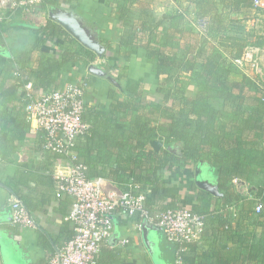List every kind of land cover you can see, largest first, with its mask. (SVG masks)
I'll return each instance as SVG.
<instances>
[{
    "label": "trees",
    "instance_id": "1",
    "mask_svg": "<svg viewBox=\"0 0 264 264\" xmlns=\"http://www.w3.org/2000/svg\"><path fill=\"white\" fill-rule=\"evenodd\" d=\"M76 1L41 0L35 7L53 10L62 4L71 6ZM154 1L108 0L112 16L123 24L121 34H118L120 54L128 61L140 49H144L146 59L152 64V72L158 79L155 90L159 96L157 100L143 97L138 90L128 92L129 99H122L116 90L110 89L111 107L118 111L119 119L130 123L128 129L119 125L117 130L122 134L127 130L136 139L143 140L141 143L131 142V147L139 151L151 147L154 140L164 142L166 147L176 148L175 151L168 148L164 150V158L161 151L157 152L152 147L148 152L144 151V163L155 162L158 167L142 178L152 184L148 191L142 186L141 179L134 178V182L140 185L136 193H144L147 206L157 211L155 203L162 199V196H158L162 177L157 172L164 167L173 172L181 171L203 161L216 170L220 189L225 191L224 201L239 199L232 187L233 180H245L258 172L264 173V88L239 70L232 61L244 57L249 47L264 48V33L244 26V22L254 18L259 9L254 6L253 0H193L195 20L205 21L206 24V33L200 34L192 26L185 27L187 17L184 11L176 10L156 16L153 12ZM25 26L41 34L31 49L12 53L7 60L9 93L1 94L3 100L0 101V107L5 101L22 102L24 119L22 126L15 130L12 127L13 118H8L7 108L0 109V143L6 146L2 151L4 156L11 155L19 144L17 142L10 146L5 141L12 140L14 135L22 141L27 134L28 101L26 92H20L25 83L32 81L35 90L47 91L52 89L54 82L50 78L51 73L60 72L62 68L78 62L88 67L97 56L51 19L46 26L39 27L11 18L0 23L2 31ZM60 39L64 42L60 58H53L41 51L37 62L31 64L35 48ZM112 56L113 51L108 49L104 56L107 63ZM107 63L108 69L118 68L119 76L123 75L121 70L124 67ZM15 64L24 67L21 70L23 78L14 76ZM118 88L123 89L120 83ZM95 108L91 106L84 115L91 129L88 135L79 138L75 144V162L84 163L88 160V153L84 154V158L87 157L84 161L80 159L79 148L81 141L86 148L93 145L98 113ZM122 145L116 144L118 147ZM64 160L70 163L69 159ZM257 162L258 170L254 168ZM248 212L262 230L245 234L244 238L241 236L240 244L244 247L245 255L239 259L240 263L222 258L211 262L203 255L196 264H264V207L261 212H256L254 208ZM136 221L137 224L141 222L139 216ZM185 259L183 264H187Z\"/></svg>",
    "mask_w": 264,
    "mask_h": 264
},
{
    "label": "crops",
    "instance_id": "2",
    "mask_svg": "<svg viewBox=\"0 0 264 264\" xmlns=\"http://www.w3.org/2000/svg\"><path fill=\"white\" fill-rule=\"evenodd\" d=\"M156 1L153 5L156 16L172 13L180 8L178 2L174 0H167L172 7L160 4L156 8ZM63 6L73 9L88 25L98 31L102 43L106 46V53L108 49L113 51V56L109 57L108 63L105 58L106 53L102 58L96 56L92 63L95 62L107 69L118 83L113 84L105 78L92 75L88 67L78 62L62 68L60 72L51 73L50 78L54 80L51 88H61L69 82H77L85 86L86 111L88 112L91 106H95V112L98 113L95 120L96 136L93 145L91 148L90 145L86 148L81 141L80 159L84 161L87 158H84V154L88 153V160L84 162L88 167V175L105 177L111 182L112 188L125 190L129 184L136 183L134 178L142 180L143 176L155 171L158 165L155 162L144 163V151L148 152L153 146H147L144 151L133 149L132 141L141 143L143 140L136 139L135 135L132 136L127 130L123 134L117 130L119 125L128 129L130 123L118 118L120 116L118 111L111 107L109 91L114 89L122 99H129L128 92L138 90L143 97L157 100L159 96L155 90L158 79L152 72V64L146 59L144 49H140L139 53L133 55L128 61L120 54L118 34L119 32L121 34L123 24L112 16L108 0H78L71 6L62 4L61 7ZM37 10L38 13L34 15L41 23L34 26H46L50 19L49 10L38 8ZM24 13L25 9L21 6L12 10L7 18L23 21ZM187 19L191 20L188 17ZM184 25L186 26V22ZM187 27H191V23ZM40 34L26 26L11 27L4 31L0 28L1 102L3 100L1 94L8 90L7 60L12 53L18 54L31 49ZM63 45L64 42L60 39L41 48H35L31 56V64L37 62L41 51H45L53 58H60ZM106 63L124 67L121 70L123 75L119 76L118 68L108 69ZM18 65L22 67L21 64H15L14 71ZM119 83L122 90L118 88ZM40 91L34 88L36 96ZM20 92H22L21 89ZM22 105V102L12 100L7 103L5 101L0 107V109L7 108L8 118H13L12 127L15 130L22 126L24 119ZM28 123L26 118L28 130L24 140L21 141L14 135L12 140L5 141L9 142L10 146L19 142L11 155L4 156L2 151L6 149V146L0 143V264H46L55 248L68 242L74 235L73 224L66 219L72 207L73 197L65 193L61 197L57 196L58 180L55 176L56 168L60 164L66 166L69 163L65 162L60 154L45 151L43 131H33ZM8 131H5V134ZM117 143H123V145L118 147ZM166 149L163 142L161 152L157 151L162 158L165 157ZM16 155L18 159L15 158ZM259 162L254 165L256 170L259 169L257 167ZM203 168L204 176L218 185V195L197 186L196 165L187 166L175 172L164 167L157 172V175L162 177L158 194L162 196V199L155 204L158 210L184 206L205 215L206 224L201 239L191 244L185 252L184 258L186 257L187 264L200 262L203 255H206L211 262L222 258L225 261L237 260V263H240L239 259L245 255L244 247L240 244L241 236L244 238L245 234L253 231L259 233L262 230L248 211L255 209L259 198L263 197L264 200V173L258 172L245 180L235 178L232 187L240 198L225 202V191L220 189L216 170L204 162ZM136 184L139 185V183ZM141 184L147 191L152 186L145 180H142ZM200 195L203 197L200 198ZM14 198L26 204L37 220V228H26L12 222L11 200ZM136 217L128 216L121 210L117 211L114 232L115 229L119 231L118 243L111 245L109 240L104 243L97 258V264H155L144 244L142 231L136 227ZM153 235L158 243L159 260L162 264H173L174 246L166 241L159 228L153 230ZM123 240L128 242L123 243Z\"/></svg>",
    "mask_w": 264,
    "mask_h": 264
},
{
    "label": "built area",
    "instance_id": "3",
    "mask_svg": "<svg viewBox=\"0 0 264 264\" xmlns=\"http://www.w3.org/2000/svg\"><path fill=\"white\" fill-rule=\"evenodd\" d=\"M40 2L20 0V5L29 10ZM253 3L255 7H261L264 0H253ZM2 21L0 16V23ZM258 51L255 47L247 48L244 57L234 60L235 64L243 67L246 61H253ZM16 67L14 75L23 78L22 67ZM261 87L264 88V85L261 84ZM21 90L26 92V118L31 129L44 133L43 149L56 152L70 161L66 166L60 164L55 176L58 180L57 196L65 193L73 197L66 219L73 224L74 235L68 242L55 248L46 264H97L102 245L114 232V219L119 210L128 216H139L141 222L136 225L139 230L144 219L158 227L166 241L174 246L173 264H183L189 246L202 237L204 214L184 206L152 211L147 206L146 195L136 193L140 187L136 183L129 184L125 190H116L107 178H90L87 165L75 162V144L91 129L90 123L84 119L87 110L85 86L69 82L61 88L41 90L36 96L32 81H28ZM263 207L261 197L256 203V212H261ZM11 210L14 224L26 228L38 227L36 218L20 199L11 200ZM126 242L128 240H123V243Z\"/></svg>",
    "mask_w": 264,
    "mask_h": 264
},
{
    "label": "water",
    "instance_id": "4",
    "mask_svg": "<svg viewBox=\"0 0 264 264\" xmlns=\"http://www.w3.org/2000/svg\"><path fill=\"white\" fill-rule=\"evenodd\" d=\"M49 18L62 26L84 47L95 52L98 58H102L103 56H105L106 46L102 43L98 31L88 25L87 22L73 9L65 8L63 6L61 8L49 10ZM88 71L92 75L105 78L113 84L118 83L117 79L112 74H110L107 69L103 68L95 62L91 63L88 66ZM151 145L153 146L154 150L160 151L163 146V142L160 140H154L151 142ZM167 148L171 151H175L176 149L174 146H168ZM15 158L18 159V155H16ZM195 183L198 187L210 193L216 195L219 194L218 185L204 176L203 161H200L196 165ZM10 217L12 218V213H10ZM114 221L116 223V219H114ZM154 229H158V227L152 226L147 219L143 220L141 224V231L144 244L150 252L155 264H162L158 257L159 248L158 243L153 235ZM118 240L119 231L115 229V232L110 237L109 242L111 245H116L118 243Z\"/></svg>",
    "mask_w": 264,
    "mask_h": 264
},
{
    "label": "rangeland",
    "instance_id": "5",
    "mask_svg": "<svg viewBox=\"0 0 264 264\" xmlns=\"http://www.w3.org/2000/svg\"><path fill=\"white\" fill-rule=\"evenodd\" d=\"M1 1V0H0ZM178 2L180 11L185 12V16L190 18L185 21L186 26H189V23H191V26L195 29L196 32L206 33V27L203 28V21L198 20L196 21V10H195V2L193 0H174ZM160 4L167 5L169 7H172L170 2L167 0H157L156 1V8L160 6ZM21 7L20 0H4L2 3H0V16L3 20H5L10 13V11L15 10L17 8ZM258 8V13L254 18H252L249 21L244 22V26L248 27L249 29L255 28L260 32V34L264 33V5ZM38 10L36 7L30 8L29 10H25L24 13V20H26L28 23L32 25L40 24L41 21L38 17H35L34 14H37ZM184 22V23H185ZM188 23V24H187ZM189 28V27H187ZM259 49V48H258ZM233 64H235L234 60ZM237 66V65H236ZM239 70L242 72L248 74V76H251L254 78L257 82L264 85V48L259 49V51L255 54L253 61H246L244 63L243 67L237 66Z\"/></svg>",
    "mask_w": 264,
    "mask_h": 264
},
{
    "label": "bare ground",
    "instance_id": "6",
    "mask_svg": "<svg viewBox=\"0 0 264 264\" xmlns=\"http://www.w3.org/2000/svg\"><path fill=\"white\" fill-rule=\"evenodd\" d=\"M4 0H1L0 3H2Z\"/></svg>",
    "mask_w": 264,
    "mask_h": 264
}]
</instances>
